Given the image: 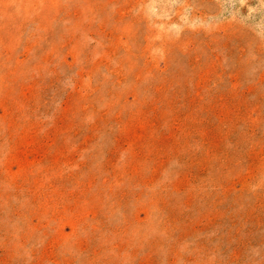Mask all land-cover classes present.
<instances>
[{"label": "rangeland", "instance_id": "374dc122", "mask_svg": "<svg viewBox=\"0 0 264 264\" xmlns=\"http://www.w3.org/2000/svg\"><path fill=\"white\" fill-rule=\"evenodd\" d=\"M0 264H264V0H0Z\"/></svg>", "mask_w": 264, "mask_h": 264}]
</instances>
